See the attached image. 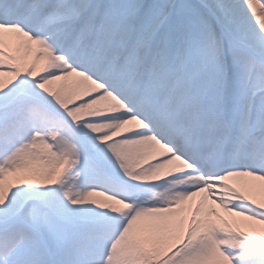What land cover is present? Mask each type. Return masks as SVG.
Returning <instances> with one entry per match:
<instances>
[{
  "label": "snow or ice",
  "instance_id": "snow-or-ice-1",
  "mask_svg": "<svg viewBox=\"0 0 264 264\" xmlns=\"http://www.w3.org/2000/svg\"><path fill=\"white\" fill-rule=\"evenodd\" d=\"M0 264H264V0H0Z\"/></svg>",
  "mask_w": 264,
  "mask_h": 264
}]
</instances>
